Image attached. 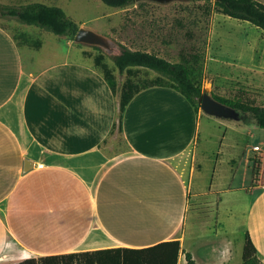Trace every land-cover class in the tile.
I'll use <instances>...</instances> for the list:
<instances>
[{
	"label": "crops",
	"instance_id": "crops-1",
	"mask_svg": "<svg viewBox=\"0 0 264 264\" xmlns=\"http://www.w3.org/2000/svg\"><path fill=\"white\" fill-rule=\"evenodd\" d=\"M3 1L58 5L94 30L88 23L117 15L116 26L128 10L92 14L78 0ZM78 9L87 18H76ZM61 38L56 58L49 60L42 42L22 44L0 22V264L171 239L181 241L178 264H189L186 252L195 264H241L247 231L264 260V132L234 123L242 128L243 146L252 144L239 154L252 180L254 158L261 161V185L246 210L244 240L237 244L224 226L234 212L225 209L230 215L223 219L222 190L208 214L193 208L194 198L214 189L200 184L198 163L212 159L213 151L198 149L200 120L212 114L173 86L154 85L131 99L120 121L118 96L104 75L78 57L76 42ZM116 124L128 148L109 153L102 144ZM218 150L213 176L222 164ZM27 158L33 166L25 170ZM234 160V166L227 162L235 177L241 164Z\"/></svg>",
	"mask_w": 264,
	"mask_h": 264
},
{
	"label": "rangeland",
	"instance_id": "rangeland-1",
	"mask_svg": "<svg viewBox=\"0 0 264 264\" xmlns=\"http://www.w3.org/2000/svg\"><path fill=\"white\" fill-rule=\"evenodd\" d=\"M97 1L101 3V6H98V2L94 0H78L81 6H85L86 10L91 11L92 14L115 12V7L108 6L102 0ZM2 2L5 4V1L2 0ZM8 2L12 1L8 0ZM126 8L128 10L122 12L119 25L113 26L115 23L113 19L116 21L117 17L114 15L112 21L104 18L92 21L88 23V26H93L97 28L96 30L109 35L119 45L160 52L162 56L173 61H186L195 79L201 84L203 93L207 91L233 100H247L264 105V31L260 27L218 11L215 0H173L168 3L141 0ZM78 10L75 11L76 18H87L86 11ZM0 22L9 28L22 44L27 42L37 46L41 39L43 45L41 53L44 57L49 60L56 58L55 53L58 52L56 42L64 36L46 29L39 31L34 25L26 23L21 25L15 18L4 17L1 14ZM109 25L113 26L112 29H109ZM76 47L79 49L77 54L80 59L92 62L100 69L104 66L109 67L117 84L116 95L119 102L122 86L129 80L137 83L151 79L167 81L158 72L143 67H132L120 74L105 50H99L94 45L87 44H78ZM101 55L102 59L99 60L98 57ZM197 104L198 108L203 110L199 101ZM238 114L239 116L235 117L234 115L205 114L200 120L198 149L200 153L204 149L213 151L208 153L212 159L204 161V166L202 162H198L199 167H203L200 172V184L214 189L206 190L193 200V208L208 214L214 208L212 206L215 202L220 199V190H222L221 209L224 210L223 214L225 212L223 219L230 215V210L225 211V209L231 208L234 212L224 226L234 235L237 244L244 240L243 226L246 210L251 198L261 185L259 178L261 161L258 156L254 158L256 175L252 180V170L246 169L245 158L239 155L244 147V150L246 148L247 151L251 150L252 144L243 146L242 128H234V123L241 120L255 131L264 132L263 128L256 127L255 118L251 113L239 111ZM224 135L226 138L222 139ZM262 138L264 140L263 134L261 141ZM125 143L122 130L119 124H116L102 147L109 153L116 150L122 152L128 148ZM218 148L222 154V164L220 172L213 176L212 171L216 163L214 156ZM234 158L239 165L241 164L239 173L235 177L231 174L227 162L230 161L234 166ZM245 184L248 186L246 188L248 194L245 190L235 192L227 190L230 186ZM260 260L261 264H264L261 257Z\"/></svg>",
	"mask_w": 264,
	"mask_h": 264
},
{
	"label": "trees",
	"instance_id": "trees-1",
	"mask_svg": "<svg viewBox=\"0 0 264 264\" xmlns=\"http://www.w3.org/2000/svg\"><path fill=\"white\" fill-rule=\"evenodd\" d=\"M103 2L115 8H126L137 3L136 0H103ZM138 4L140 3L138 2ZM215 7L218 11L233 18L248 20L264 31V3L258 0H215ZM0 14L4 17L15 18L22 23L36 25L73 41L80 27V24L71 18L61 6L43 2H30L22 5L0 3ZM41 42L40 40L37 46H40ZM77 44L81 45V43ZM120 45L122 51L119 54L109 55L120 74L125 73L132 67H143L152 69L167 79V81L151 79L143 83L129 80L124 83L119 102L120 121L131 99L141 90L154 85L173 86L198 108L197 101L201 103L203 97L202 86L195 79L192 69L186 61H173L154 51L130 48L124 44ZM94 47L102 50L99 46ZM98 58L99 60L102 59V55ZM95 68L104 75L116 93L117 84L109 67L104 66L103 69H100L95 66ZM211 95L237 110L251 113L256 120L257 126L264 129V105L247 100H233L215 93ZM120 129L122 130L121 125ZM253 178H255V171ZM181 248L179 239H171L145 247L118 246L99 248L39 258H27L10 264H178ZM186 258L189 264H195L190 252H186ZM241 264H261L258 249L250 237L249 231L246 232Z\"/></svg>",
	"mask_w": 264,
	"mask_h": 264
},
{
	"label": "water",
	"instance_id": "water-1",
	"mask_svg": "<svg viewBox=\"0 0 264 264\" xmlns=\"http://www.w3.org/2000/svg\"><path fill=\"white\" fill-rule=\"evenodd\" d=\"M141 1V0H136ZM159 3H168L173 0H151ZM74 42L99 46L105 50L109 55H116L122 51L121 45H119L112 37L102 32L96 31L90 27L81 25L77 31ZM201 106L204 111L218 115V116H231L235 115L237 109L215 99L210 93L204 91ZM33 166V161L27 158L25 160V170L30 169Z\"/></svg>",
	"mask_w": 264,
	"mask_h": 264
},
{
	"label": "built area",
	"instance_id": "built-area-1",
	"mask_svg": "<svg viewBox=\"0 0 264 264\" xmlns=\"http://www.w3.org/2000/svg\"><path fill=\"white\" fill-rule=\"evenodd\" d=\"M254 149H255V150H261V149H262V146H261V145H255V146H254Z\"/></svg>",
	"mask_w": 264,
	"mask_h": 264
}]
</instances>
